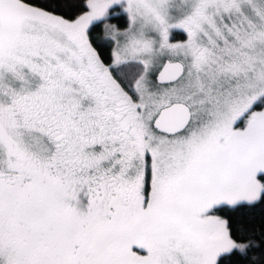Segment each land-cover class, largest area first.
I'll return each mask as SVG.
<instances>
[{
  "label": "snow or ice",
  "instance_id": "snow-or-ice-1",
  "mask_svg": "<svg viewBox=\"0 0 264 264\" xmlns=\"http://www.w3.org/2000/svg\"><path fill=\"white\" fill-rule=\"evenodd\" d=\"M0 264H264V0H0Z\"/></svg>",
  "mask_w": 264,
  "mask_h": 264
}]
</instances>
